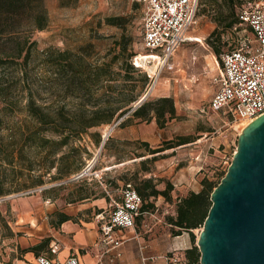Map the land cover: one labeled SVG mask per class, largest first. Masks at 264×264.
<instances>
[{
    "label": "rangeland",
    "instance_id": "1",
    "mask_svg": "<svg viewBox=\"0 0 264 264\" xmlns=\"http://www.w3.org/2000/svg\"><path fill=\"white\" fill-rule=\"evenodd\" d=\"M253 1L255 0H234L236 10H219L221 6L227 9L225 0H200L197 23L190 30V35L194 37V40L184 43L177 50L171 58L172 67L164 68L159 72L157 62L147 59L142 63L140 71L134 73L131 81L135 86V93L140 95L139 100L154 86L155 77L159 72L158 81L152 89L150 98L173 97L178 117L169 121L163 131H160L162 128L157 123L149 122L138 125L136 121H131L123 127L117 125L113 130L111 128L115 123L92 128L90 132L98 131L102 137L104 133L111 130L109 136L113 137V147L107 156L101 159L100 146L89 134L85 133L73 140L71 145L81 147L78 158L85 163L84 168L62 180L51 181L47 177V183L42 186L50 187L42 191L37 187L12 193L19 194L16 198L9 200L16 217V222L13 224L15 231L24 234L30 229L28 223L30 220L36 223L42 221V217L46 215L42 206L48 196L51 201L62 198L75 202L85 196L94 197V195L105 194L110 203L111 196L117 200L120 199L125 183L131 182L136 188V182L139 180L137 178H149L145 174L150 172L142 169L141 160L137 157L139 153H148L138 143V140H144L130 139V135L146 134L152 147L161 146L166 141L159 144L154 143L159 133L169 137L167 140L173 139L176 142L179 136L191 138V142L176 145L171 149L173 150L171 153L173 169L175 172L180 168L184 169L174 180L177 184L176 187L174 186L176 193H172L174 200L188 193V187L184 186H188L189 182L199 185L204 177L216 181L221 175H225L237 149L242 127L247 124V120L238 114L229 113L228 109L213 111L209 108V103L217 89L215 76L221 65V53L238 47L244 35L253 36L249 28L245 29V26H240L238 23L237 29L228 27L229 19L225 16H231L233 11L238 15L244 5H250ZM25 10L31 9L26 8ZM40 10L44 11L48 17L49 23L45 29L31 30L32 23L29 14L23 16L21 23L26 25L31 39L37 42L33 49L31 68L37 67L41 52L50 47L60 50H77L81 46L92 45V49L103 56L121 45L126 47L128 52L133 53L131 59L133 65L136 56L149 53L144 46V9L138 2L129 0H42ZM110 18H121L119 20L121 23L119 25L109 23ZM18 26L17 23L15 27ZM217 27H219V34L213 37L212 42L214 46L220 48L219 56L214 52L213 45L206 41ZM37 69L38 67L33 68L30 73L40 74L42 70ZM6 73L12 78L17 75L13 69L7 70ZM143 73L153 78L145 93L141 91V74ZM28 120L24 109L20 113L7 116L8 127L13 128L17 138ZM133 125H137L135 130L128 132L127 128ZM5 133L8 135L10 131L5 130ZM164 156L166 154L160 153L158 160L160 161ZM90 164L88 172L81 175ZM147 167L152 172L156 168L155 162L148 163ZM52 172L54 173L55 169ZM166 180V177H158L155 181L157 188L160 183H163L165 187ZM157 198L152 197L144 203V211L149 213L144 216L140 215L136 222L137 233L147 240L150 232L147 233L143 228V219L150 226L163 225L174 235L168 225L167 216L172 214L175 206L171 202L169 204L163 202L164 197L159 201ZM25 215H31L32 218L22 219ZM201 229L202 227L194 230L196 245ZM180 252L182 251L178 249L169 252L167 256L177 257L180 259L178 264H185L186 257ZM20 254L21 252L16 248V238L4 239L0 243V264H11Z\"/></svg>",
    "mask_w": 264,
    "mask_h": 264
},
{
    "label": "trees",
    "instance_id": "2",
    "mask_svg": "<svg viewBox=\"0 0 264 264\" xmlns=\"http://www.w3.org/2000/svg\"><path fill=\"white\" fill-rule=\"evenodd\" d=\"M41 1L0 0V198L40 187L47 183V177L51 181L62 180L81 171L85 166L83 160L78 158L81 147L73 146L71 142L87 133L100 146L102 134L90 132L92 128L116 123L121 118L120 127L131 121L150 122L155 119L158 126L164 128L169 121L178 117L171 96L152 99L149 95L131 111L140 96L135 93L131 81L140 68L132 64L133 53L121 45L103 56L95 52L92 45L81 46L77 50L50 47L41 52L36 64L37 70L41 69L42 72L31 74L30 71L37 68H31L37 42L31 39L26 25L21 23L23 16L29 14L31 30H43L48 26V17L40 10ZM225 1L227 9L221 6L219 10H236L234 0ZM225 17L229 19L230 28L239 23L234 11L231 16ZM120 19L110 18L109 23L119 25ZM17 23L19 26L15 27ZM218 34L219 27L206 41L213 45L212 39ZM213 48L219 56L220 48L214 45ZM11 69L17 73L13 78L6 73ZM141 76V91L145 93L153 78L147 73ZM22 109L29 120L17 138L13 128L8 127L7 116L20 113ZM5 130L10 133L7 135ZM191 141L189 136H179L177 142L171 139L161 146L152 147L149 142L138 140L151 155L140 161L142 169L151 172L147 164L157 161L160 153ZM112 147L113 137L109 136L100 159L107 156ZM145 155L139 153L137 157ZM224 176L221 175L216 181L204 177L200 191H190L175 200L172 194L174 184L169 180L165 181L163 189L157 188L153 177L137 178L136 188L131 182L127 183H131L141 195V211L145 210L144 203L152 197L162 196L174 204V211L167 216L171 232L179 235L188 231L194 243L185 252V264H201L194 230L203 227L212 206L211 193ZM66 219L69 216H65L63 221ZM15 222L9 200L0 202V243L4 239L22 235V232L15 231ZM49 243L50 238H47L29 249L38 252Z\"/></svg>",
    "mask_w": 264,
    "mask_h": 264
},
{
    "label": "built area",
    "instance_id": "3",
    "mask_svg": "<svg viewBox=\"0 0 264 264\" xmlns=\"http://www.w3.org/2000/svg\"><path fill=\"white\" fill-rule=\"evenodd\" d=\"M129 1L143 6L144 46L149 50L144 55L145 58L136 56L134 64L140 68L142 64L138 63V59H152L159 65V72L172 67L171 58L177 50L184 43L194 40L190 30L197 23L200 0ZM238 17V25L249 28L253 36L244 35L238 47L221 53V65L215 76L217 89L210 100L209 108L213 111L228 109L229 113L238 114L251 122L264 114V3L244 5ZM142 205L143 199L131 183L122 187L119 200L111 197L108 215H97L101 222L100 238L105 250L95 264H105L104 255L112 250L116 251L112 256L113 260L122 257L121 249L126 239L120 231L136 227ZM144 248L145 246L141 247L142 252ZM59 250L58 243L50 246L52 254H57ZM141 259V264H147L145 254L142 253ZM168 259L172 264L180 261L177 257ZM36 261L37 264H80L76 255H70L61 262L47 253L40 254Z\"/></svg>",
    "mask_w": 264,
    "mask_h": 264
},
{
    "label": "crops",
    "instance_id": "4",
    "mask_svg": "<svg viewBox=\"0 0 264 264\" xmlns=\"http://www.w3.org/2000/svg\"><path fill=\"white\" fill-rule=\"evenodd\" d=\"M255 2H262L264 0H255ZM138 125L149 123L146 121H136ZM151 124L156 123L153 119ZM158 125V124H157ZM137 125H133L127 128V131L135 130ZM164 128L160 129L163 131ZM134 139H142L149 141L146 134L130 135L129 137ZM169 137L159 133V136L154 141L155 144H159ZM173 150L169 149L164 151L166 154L160 161H155L156 168L152 172L145 175L154 178V181L158 180V177H166L176 187L177 184L174 180L180 175L184 169L180 168L175 172L171 165V153ZM151 155L146 154L139 159H146ZM188 193L190 191H200L202 184L196 185L194 183H188ZM159 189L164 188V184L158 185ZM174 194L176 190H173ZM186 193L185 195H187ZM184 195V196H185ZM111 196V195H110ZM175 196V195H174ZM112 197V196H111ZM159 196L158 201L162 199ZM163 202L169 204L168 201ZM43 212L46 215L42 217L40 223L30 220L31 215H25L22 219L30 220L29 231L16 238V248L21 252L20 255L14 258L11 264H37V257L40 254L47 253L49 256L58 259V261L66 260L70 255H76L80 264H95L101 254L105 250L104 244L101 242L100 232V220L97 218L98 214L108 215L110 211V203L107 196L94 195V197H82L78 201H68L66 199L57 198L51 201L48 196L44 205L42 206ZM148 211H142L140 215L148 214ZM65 216H69V219L63 221ZM139 218V216H138ZM137 218V220H138ZM19 223V221H18ZM147 221L143 219V228L147 233L150 232L149 239L139 235L136 231V227L133 229H124L120 231L126 239L122 246V257L120 259H114L112 256L115 254V250L106 252L104 255L105 264H141L142 253L147 257V264H172L169 261L167 254L172 251L181 250L182 255L185 256L186 250L192 248L194 245L192 234L188 231H183L179 235H172L161 224H155L153 226H146ZM170 225V224H168ZM171 227V225H170ZM50 238V243L38 252L32 251L29 248L36 246ZM54 243H58L60 250L57 254L50 253V246ZM145 246L144 252L141 251V247Z\"/></svg>",
    "mask_w": 264,
    "mask_h": 264
},
{
    "label": "water",
    "instance_id": "5",
    "mask_svg": "<svg viewBox=\"0 0 264 264\" xmlns=\"http://www.w3.org/2000/svg\"><path fill=\"white\" fill-rule=\"evenodd\" d=\"M152 89L153 86L131 111L149 97ZM111 130L108 135H103L99 154ZM90 167L91 164L81 175ZM48 187L42 186L38 190ZM17 196L19 194L1 197L0 202ZM211 201L212 206L197 239L200 263L264 264V114L242 129L232 162L211 193Z\"/></svg>",
    "mask_w": 264,
    "mask_h": 264
},
{
    "label": "bare ground",
    "instance_id": "6",
    "mask_svg": "<svg viewBox=\"0 0 264 264\" xmlns=\"http://www.w3.org/2000/svg\"><path fill=\"white\" fill-rule=\"evenodd\" d=\"M147 57H148V56H147ZM147 57H146V58H147ZM139 58H145V56L142 54ZM143 62H144V61H139V59H138V63H139V64H142ZM155 63H156V62H155ZM157 81H158V78H157V80L155 81V84H154L153 87H155ZM249 123H250V122L247 121V124H245V125L242 127V129H243L244 127H246ZM108 132H110V131H107L106 133H104V136L108 135Z\"/></svg>",
    "mask_w": 264,
    "mask_h": 264
}]
</instances>
